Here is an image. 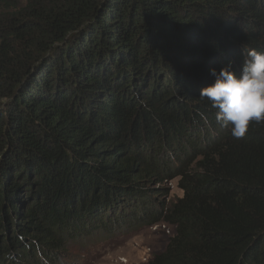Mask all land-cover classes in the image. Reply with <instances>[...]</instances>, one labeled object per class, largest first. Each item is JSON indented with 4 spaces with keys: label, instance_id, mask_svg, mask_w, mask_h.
<instances>
[{
    "label": "trees",
    "instance_id": "16d2710c",
    "mask_svg": "<svg viewBox=\"0 0 264 264\" xmlns=\"http://www.w3.org/2000/svg\"><path fill=\"white\" fill-rule=\"evenodd\" d=\"M243 48L264 0H0V264L160 221L146 264H264V122L235 138L199 96Z\"/></svg>",
    "mask_w": 264,
    "mask_h": 264
},
{
    "label": "clouds",
    "instance_id": "9594fccd",
    "mask_svg": "<svg viewBox=\"0 0 264 264\" xmlns=\"http://www.w3.org/2000/svg\"><path fill=\"white\" fill-rule=\"evenodd\" d=\"M245 60L239 73L231 63L210 69L214 82L200 90L199 96L216 109L215 119L229 127L235 138H243L251 123L264 122V51L243 48Z\"/></svg>",
    "mask_w": 264,
    "mask_h": 264
},
{
    "label": "rangeland",
    "instance_id": "374dc122",
    "mask_svg": "<svg viewBox=\"0 0 264 264\" xmlns=\"http://www.w3.org/2000/svg\"><path fill=\"white\" fill-rule=\"evenodd\" d=\"M147 70L149 68L147 67ZM179 177L163 183L168 193L156 197V202L173 201L184 195ZM126 229V227L124 228ZM120 231V230H119ZM175 232V227L160 221L152 226L134 230H121L101 239H90L86 250L69 245L58 262L63 264H146L156 253L164 250ZM78 256V257H77ZM59 264V263H56Z\"/></svg>",
    "mask_w": 264,
    "mask_h": 264
}]
</instances>
